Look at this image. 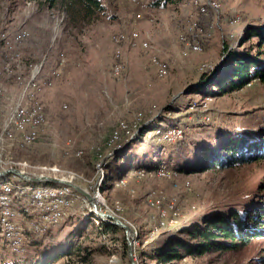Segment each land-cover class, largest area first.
Here are the masks:
<instances>
[{"label":"rangeland","instance_id":"374dc122","mask_svg":"<svg viewBox=\"0 0 264 264\" xmlns=\"http://www.w3.org/2000/svg\"><path fill=\"white\" fill-rule=\"evenodd\" d=\"M103 1L104 14L75 26L61 6L0 0V171L19 169L32 178L51 177L78 184L96 198L99 209L134 229L137 264H162L150 254L158 241L178 236L184 225L263 197L264 161L234 170L178 175L138 168L157 163L159 153L166 160L167 152L182 156L176 158L179 165H192L200 148L215 145L217 136L240 129L248 133L264 129V83L260 81L224 95L217 88L185 95L203 75L209 83L225 70L233 51L261 50L258 38L248 40L246 30L250 26L264 29V0H219L222 12L208 10L204 17L198 15L194 0H170L163 5H155V0ZM234 17L240 22L232 25ZM193 20L204 27L195 39L201 52L192 50L181 38L187 36L186 28ZM146 43L149 48L143 46ZM56 59L63 68L62 77L56 76ZM117 65L122 67L119 74ZM33 72L36 77L28 99L42 103L45 117L28 144L25 135L2 134L1 130ZM203 92L218 95L208 97ZM169 104L172 108L166 109ZM177 107L180 112L173 113ZM128 125L136 142L131 151L111 163L113 182L105 183L108 156L102 155L98 161V154L107 152L105 142L117 126L128 129ZM145 125H160L161 129L148 134L159 139L145 136L138 141ZM180 129L184 136L177 142L187 133L185 140L167 147L170 142L162 136ZM118 133H113L109 144L118 140ZM169 165L176 168V164ZM7 182L27 188L64 186L29 183L14 175L0 178V185ZM73 192L78 202L42 236L31 234L29 221L22 223L25 237H30L23 240L22 255H15L0 233V264L32 258L44 245L59 246L79 227L83 232L72 255L53 264H130L121 233L108 236L100 232L90 203ZM22 197L16 210L25 216L33 214L29 195L22 193ZM83 255L89 259L83 260ZM261 256L264 239L236 253L186 257L174 264H258ZM34 263L39 264L36 258L29 262Z\"/></svg>","mask_w":264,"mask_h":264},{"label":"trees","instance_id":"16d2710c","mask_svg":"<svg viewBox=\"0 0 264 264\" xmlns=\"http://www.w3.org/2000/svg\"><path fill=\"white\" fill-rule=\"evenodd\" d=\"M34 1L40 6L63 7L70 23L75 26L92 22L97 19L100 14H104L106 9V4L103 0ZM169 1L170 0H155L154 4L163 5ZM246 33L248 40L251 38H258L261 50L256 53L247 51L242 54L233 51L229 59H227V68L225 70H222L220 74L212 78L209 83L205 82L207 78L204 73L205 75H203V79L199 83L193 84L185 90V95L199 94L203 89L207 88H217L219 93L224 95L240 91L253 81L264 83V29L250 26L247 28ZM203 95L212 97L218 94L215 93L212 95L210 92H203ZM171 108L172 104L166 107V109ZM180 110L181 109L177 107L175 109L173 108L172 112H180ZM140 119L142 120V117ZM178 124L179 123H177V125ZM158 126L149 127L145 125L140 130L141 133L138 136V141L145 136L149 139L158 138L156 136L148 137L149 133L162 128ZM173 126H176V124ZM131 129L130 125H128V129H122L120 126H117L105 142V148H108L107 152L105 154H98V161L100 160V156H108V158L106 157L107 159L104 166L106 168L105 183L109 181L113 182L110 167L111 163L131 151L134 142H136L134 141L135 139L132 138ZM115 131H119L118 140L109 144ZM186 137L187 133L184 139L177 143L171 144L166 142L169 144L167 147L176 146L183 142ZM137 151L140 152L139 149ZM161 155L162 154L159 153V161L157 163L151 160L152 162H150L147 167L138 169L151 172L162 166H166L181 174L182 172L190 174L207 172L210 170H234L264 161V129L260 128L256 132L250 133L240 129L235 133L217 136L215 145H203L200 148V152L192 165H179L176 158L177 156L182 158V156L177 155V152H167V157H165L166 160L161 158ZM171 163L176 164L175 166L177 169L169 165ZM127 169V167H124V172H126ZM46 185L58 186L52 183H47ZM262 191L264 192V186L262 187ZM260 200L261 201H251L248 205L245 204L244 206L236 205L226 213L218 212L215 215L206 216L197 224L189 223L184 225V229H182L178 236H171L160 242L158 241V243L154 245L150 250L152 259L156 258L162 264H174V262L181 261L186 257L200 258L211 253H236L249 247L253 241L264 239V194ZM91 214L93 217H96L94 213L91 212ZM96 219L100 222V232L108 236L109 234L121 233V243L124 247V254L128 257L127 241L123 229L101 221L97 217ZM50 231L51 230H49L48 233H50ZM82 232L83 228L79 227L75 233L70 235L69 241H65L59 246L47 247L44 245L41 251L37 249L36 256L32 258L12 262L4 261V264H29L34 258L37 259L39 264H53L59 259L72 255L76 249V242L81 237ZM138 238L140 239V237ZM104 248L106 249V247H102V249ZM82 259L87 260L89 256L83 255ZM258 264H264V256L258 258Z\"/></svg>","mask_w":264,"mask_h":264},{"label":"bare ground","instance_id":"6f19581e","mask_svg":"<svg viewBox=\"0 0 264 264\" xmlns=\"http://www.w3.org/2000/svg\"><path fill=\"white\" fill-rule=\"evenodd\" d=\"M193 2L197 6L198 15H202L201 7H204L205 0H194ZM212 7H220L219 0H211V7L204 8V15L208 12V10H213ZM214 13H221V12H214ZM230 23L234 25V24H237L238 21H234V19H231ZM197 32H198V23L197 21H194L191 24H189L186 28L185 34H187V36H184L181 38L182 40L186 41V43H188V46H190L192 50L201 52L202 51L201 44L197 42L198 40H195L196 37H198L199 35V33ZM3 39L5 40L6 45H10V41L7 39V37H4ZM16 41L19 42L20 39L16 38ZM143 46L145 48H149L147 43L144 44ZM39 68H41V66ZM36 70L37 71L35 72L39 73V69H36ZM121 70H122L121 65H117L116 72L119 74ZM35 77H36V74H34L33 72L31 80L28 81L27 83L25 82L26 85L23 88L22 95L17 105L13 109V111L7 116L5 124L1 130L2 134L4 132H11V133L13 132L14 134H17V135H20V134L25 135L24 141L28 144L32 142V139H33L32 135L34 134V131L41 126V124L44 121V117H45L44 112H43L44 108L42 106V103L37 100L28 99V97L31 95L30 87H31V84H33ZM23 83L24 81L22 80L19 81L20 85H23ZM2 107H3V93L0 92V122H1V113L3 112ZM182 135L183 134L180 129V130H176V132L174 133L169 132L163 135L162 139H164L167 142L173 143V142H177L178 140H180L182 138ZM100 163H102V161H100ZM155 172H158L160 174H166V175L168 174L178 175L179 174L178 172L173 171L167 168L166 166L160 167L159 169L155 170ZM47 183H50V182H47ZM41 184L45 186L46 182H41ZM55 185H58V184H55ZM64 186H67V185H64ZM64 186L61 188L53 189L50 187H39V186L35 188H27V187H23L20 185L12 186L8 182L0 185V233L1 235H3L5 240L8 242L9 246H11V251L15 253V255H22L24 253L21 251V248L24 246L23 240L25 238H28V239L30 238L29 236L25 237L24 235V230L22 226L23 222L25 221L30 222L28 224V227H29L28 229L31 230V234L33 233L35 236L36 235L42 236L43 233L47 232V230L49 229L51 225L56 224L59 221H61L64 215L66 214V212H68L67 210L73 208L74 204L78 202L77 201L78 195H76L73 192L75 190L70 186L68 187L72 188L73 191L70 188L64 187ZM28 191L30 192L28 193ZM22 193H26L30 197L27 202H29L33 208V214L31 215L29 214L25 216L23 212H19L15 208L17 204L21 203L24 200L22 197ZM79 195L82 196L81 194ZM95 201H96V198H95ZM92 212H93V209H92ZM19 220H20V224H19ZM29 230H28V233H29Z\"/></svg>","mask_w":264,"mask_h":264},{"label":"water","instance_id":"95a60500","mask_svg":"<svg viewBox=\"0 0 264 264\" xmlns=\"http://www.w3.org/2000/svg\"><path fill=\"white\" fill-rule=\"evenodd\" d=\"M7 175H16V176L20 177L21 179H23L27 182H31V183H41V182L47 183V182H50L53 184L67 185V186L72 187L75 191H77L84 198H86V200L90 203V205L93 209V212L95 213V215L97 217H99L102 221H105L109 224L118 226L124 230V232L126 234L127 247H128V257H129L130 263L131 264H137L135 254H134V248H133L134 239L136 236L134 229L130 225H128L125 221H123L119 217L115 216L114 214L109 213V212H102V210L99 209V207L95 201V197L89 191H87L86 189L82 188L81 186H79L78 184H76L72 181H67V180L58 179V178H51V177L32 178V177L24 174L22 171H20L18 169H6V170L0 171V177H4Z\"/></svg>","mask_w":264,"mask_h":264},{"label":"built area","instance_id":"2783aa9c","mask_svg":"<svg viewBox=\"0 0 264 264\" xmlns=\"http://www.w3.org/2000/svg\"><path fill=\"white\" fill-rule=\"evenodd\" d=\"M205 7H211V0H205V2H204V7H201V10H202V17H204V8ZM213 8V10H214V12H222V6L221 7H212ZM234 21H238V22H240V18H238V17H234ZM202 29H204V27L201 25V23H199V25H198V32L200 31V30H202ZM197 32V33H198ZM196 33V34H197ZM196 34H195V36H196ZM194 36V37H195ZM45 207H47V206H45Z\"/></svg>","mask_w":264,"mask_h":264},{"label":"crops","instance_id":"0c3cea01","mask_svg":"<svg viewBox=\"0 0 264 264\" xmlns=\"http://www.w3.org/2000/svg\"><path fill=\"white\" fill-rule=\"evenodd\" d=\"M26 30H27V28H26ZM30 38H32V37H30ZM27 41H28V40H27ZM53 46H54V45H53ZM51 48H52V47H51ZM53 50H54V49H53ZM59 62H60V61H58V59H56V61H55V65H56V63H57V68H59V69H58L59 73H58L56 76L59 77V76L61 75L60 77H62V76L64 75L63 72H61V70H62L63 68H62V66H61V67L59 66ZM28 66H30V65H28ZM44 66H45V60H44ZM44 66H43V69H44ZM56 70H57V69H56ZM56 70H54V71H56ZM43 71H44V70H43ZM54 71H53V72H54ZM53 72H52V73H53ZM51 76L53 77L52 74H51ZM42 78H44V74H43V72H42ZM42 80H43V79H42ZM6 94H7V93H6ZM44 97H48V96L45 95ZM43 99H44V98H43ZM11 103L13 104L12 101H11Z\"/></svg>","mask_w":264,"mask_h":264}]
</instances>
